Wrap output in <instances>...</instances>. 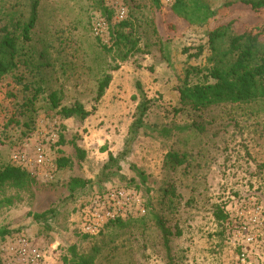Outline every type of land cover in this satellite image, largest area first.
<instances>
[{
	"label": "rangeland",
	"instance_id": "1",
	"mask_svg": "<svg viewBox=\"0 0 264 264\" xmlns=\"http://www.w3.org/2000/svg\"><path fill=\"white\" fill-rule=\"evenodd\" d=\"M118 1L127 9L139 45V51L124 61L97 43L95 23L106 17L96 0H0V27L34 16L30 47L41 68L30 73L27 67L32 65L21 66L18 75L29 83L43 80L45 89L31 110L33 120L23 125L28 116L20 114L19 104L30 93L12 75L0 83V168L15 165V151H29L31 156L39 140L47 142L49 154V165L28 170L31 178L26 184L7 181L0 185V228L12 231L10 236L26 233L48 250L56 247L63 264H76V255L93 258V264H169L156 221V215H161L174 232L181 230L180 236L170 237L175 264H232L235 218L223 223L214 211L217 205L231 209L237 201L251 198L264 205V112L250 114L220 104L201 113L175 115V91L184 67L206 61L207 51L198 57L195 53L198 45L207 42L208 26L186 27L177 35L165 30L172 17L163 1L158 13L152 0H105L110 6ZM205 1L219 9L222 21L233 20L238 30L264 20V15L259 18L242 5L224 7L236 0ZM116 23L114 14L99 35L104 44H110L111 27ZM155 27L172 39L162 44ZM105 72L112 75L110 86L85 120L63 119L51 108L47 97L57 90L63 105L78 100L91 110L98 80ZM144 95L156 103L144 127L132 135L136 107ZM14 112L20 124L9 122ZM195 120L203 131L162 132ZM59 134L64 144L58 143ZM74 143L85 150L84 160ZM169 151L185 152L188 164L167 167ZM110 152L118 159L104 170ZM61 155L72 164L58 168ZM76 177L86 185L71 195L69 184ZM125 185L136 186L145 195L147 213L113 221L96 235L83 234L78 227L84 201L97 191ZM168 199H174L173 207H168ZM46 211L43 218L34 217ZM4 239L0 238V244Z\"/></svg>",
	"mask_w": 264,
	"mask_h": 264
},
{
	"label": "trees",
	"instance_id": "2",
	"mask_svg": "<svg viewBox=\"0 0 264 264\" xmlns=\"http://www.w3.org/2000/svg\"><path fill=\"white\" fill-rule=\"evenodd\" d=\"M162 1L152 0V4L158 13L162 12ZM96 2L102 16L106 17V19H103L109 25L116 13L115 6L106 5L105 0H96ZM235 5L247 7L257 14L259 18L264 15V0L229 1L225 3L224 7L231 8ZM169 15H171L172 21L166 23L165 30L177 35L179 34L178 32L186 27L208 26L207 42L198 45L196 47L197 53H195V56L198 57L207 51L206 61L204 64H187L184 67V75L180 78V83L175 91L178 96V107L173 108L174 114L178 115L183 111L201 113L205 109L220 104H230L232 108H237L250 114H255L257 111L264 112V20L245 25L238 30L233 20L222 21L223 17L219 16V9L213 8L205 0H173L171 5H169ZM34 25L35 18L33 16L28 21H19L15 26L3 25L0 27V83L7 75H12L14 79L22 84L23 89L30 93L19 104L21 108L20 114L28 116V120L24 121L23 125H29V122L33 120L31 110H35L36 102L45 90L41 85L43 80L40 81V84L37 82L29 83L18 75L21 66L32 65V67H27V71L30 73L41 68V63H36L35 51L30 47V43L33 40L32 30ZM132 26L133 24L126 17L119 23L112 25L110 44H104L100 40V34H97V43L106 52H117L124 61L139 51L138 40L135 37ZM127 28L130 31L127 32ZM165 30L155 27V33L162 44L172 39V37L164 33ZM114 69H118V67H114ZM111 81L112 75L109 72H105L98 80L94 97L95 105L91 110L87 109L78 100L71 105H63L60 91L57 90L48 94L47 101H49L52 109L58 110L63 119L79 118L85 120L96 110ZM137 88H142L141 83H137ZM154 103H156L154 99H150L145 95L138 103L135 119L130 128L132 135L137 134L139 129L144 127L145 119ZM9 122L20 124V119L16 116V112L9 119ZM192 128L204 130L203 125L195 120L192 124L163 128L162 132L169 135L174 131L184 132ZM58 143L60 145L65 143L62 134H59ZM74 146L80 160H84L86 158L85 150L76 143H74ZM117 159L118 156L110 152L108 162L104 165V170L109 169L113 163L117 162ZM56 163L58 168H65L72 164L71 160L65 155L59 156ZM185 164H188V155L185 152L169 151L166 154L165 165L167 167L176 169ZM30 178V172L19 166L6 165L0 168V185L7 181H13L16 185L21 186L26 184ZM85 185V180L77 177L72 178L69 184L71 195L78 187ZM125 186L135 187L140 190L136 186ZM168 191L169 189L165 188V193ZM170 191L175 194L174 189ZM143 198L147 211V200L144 194ZM164 200L166 199L164 198ZM167 204L168 207H173L175 205L174 199H168ZM225 207V204L222 206L217 205L214 211L216 219L223 221V223L231 221L232 218ZM46 214L47 211L35 214L34 217L40 219ZM166 220V217L156 215L157 224L163 232L164 246L169 259L168 263L175 264L172 257L170 237L175 234L180 236L181 230L178 229L174 232L172 227L166 223ZM11 233L12 231L7 228H0V238L2 239ZM75 257L77 260L76 264H93V258L87 256L78 257L77 255Z\"/></svg>",
	"mask_w": 264,
	"mask_h": 264
},
{
	"label": "built area",
	"instance_id": "3",
	"mask_svg": "<svg viewBox=\"0 0 264 264\" xmlns=\"http://www.w3.org/2000/svg\"><path fill=\"white\" fill-rule=\"evenodd\" d=\"M122 1V0H120ZM171 5L173 0H163ZM115 17L122 21L127 17L123 2H115ZM107 27L103 19L97 20L95 30L101 34ZM15 166L26 170L41 169L49 165L45 140L36 141L32 155L29 151H15ZM31 166L33 168L31 169ZM235 218V232L231 247L236 250L232 264H264V205L255 199L237 201L234 208H227ZM143 194L135 187L117 186L93 193L80 207L79 230L86 235L99 234L110 222L146 214ZM48 250L26 233L8 236L0 244L2 264H63L55 251Z\"/></svg>",
	"mask_w": 264,
	"mask_h": 264
}]
</instances>
